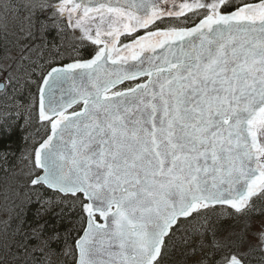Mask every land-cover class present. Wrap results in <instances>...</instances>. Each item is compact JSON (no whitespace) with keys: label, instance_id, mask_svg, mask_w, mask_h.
Masks as SVG:
<instances>
[{"label":"snow or ice","instance_id":"snow-or-ice-1","mask_svg":"<svg viewBox=\"0 0 264 264\" xmlns=\"http://www.w3.org/2000/svg\"><path fill=\"white\" fill-rule=\"evenodd\" d=\"M13 9L21 61L49 22L78 35L27 73L39 138L0 264H41L61 239L72 264H248L250 238L264 246V0H31L0 5V32ZM34 200L71 205L78 227H26Z\"/></svg>","mask_w":264,"mask_h":264},{"label":"trees","instance_id":"trees-1","mask_svg":"<svg viewBox=\"0 0 264 264\" xmlns=\"http://www.w3.org/2000/svg\"><path fill=\"white\" fill-rule=\"evenodd\" d=\"M31 0H0V5L4 4H23L29 3ZM40 2V0H36ZM14 9L7 16L8 32L7 34L0 32V65L4 60L13 58L16 52L21 55V45L16 42V36L13 34L19 25V20L15 17ZM22 16H27V12ZM44 17H41L43 19ZM5 21L4 15L0 12V27ZM25 22V27H26ZM77 42V37L71 31L65 33L60 30L59 25H52L49 22L46 30L43 32V38L37 39L34 42L33 50L25 54V57L39 58L42 65L46 67L47 63H58L54 59L58 50H63L73 43ZM19 62V61H18ZM18 73L12 76H19L21 83L16 86L14 91L0 89V125L10 124L12 126V134L10 136L0 135V153H2L5 144L10 145V152L7 160H0V234L5 228L4 221H8L12 228L16 227L17 221L11 219L15 216L12 208V201L18 204H24L26 201L25 193V163L23 157L28 154L31 145L38 139L36 122L29 116L19 114L14 107L15 103H24L27 106L30 102V92H35V85L31 79L27 77V73L33 71V67L29 68L23 63H19ZM35 70V77L38 78L40 72ZM42 71V68H41ZM27 79V83L25 80ZM29 111V110H28ZM45 130H39V136L44 135ZM8 196V200H5ZM47 199V197H45ZM44 208L48 210L45 212ZM63 209V212H61ZM27 215L24 217L28 225L35 227L44 225L45 232L51 234L54 230L61 233L69 229L78 227L76 223V210L71 205L61 204L49 206L45 204L41 207L35 200L27 206ZM60 213V215H56ZM225 227L232 223L230 220H223ZM11 231V229H9ZM75 236V231L72 232ZM250 244L253 251L250 252L248 264H264V246H261L259 241L250 238ZM52 252L43 258L41 264H72L71 258L65 253L67 252L63 240L51 242ZM39 255V254H37ZM177 256H172L167 264H175Z\"/></svg>","mask_w":264,"mask_h":264},{"label":"rangeland","instance_id":"rangeland-1","mask_svg":"<svg viewBox=\"0 0 264 264\" xmlns=\"http://www.w3.org/2000/svg\"><path fill=\"white\" fill-rule=\"evenodd\" d=\"M76 37L78 34H74ZM13 58L9 60H4L0 65V82L7 83L9 80L8 72L11 71L12 75H15L18 73L19 69V63H23L25 66H28L29 68L33 67L34 69H37V71L41 72V68L43 69L45 66L42 65V61L39 58H31V57H25L23 61L20 60L19 54L16 52ZM19 61V62H18ZM11 65V68L9 66ZM14 107L16 108L17 112L19 114H23L25 116H28V106L24 103H15ZM0 160H5L2 154H0ZM256 227L258 228L259 225L257 224Z\"/></svg>","mask_w":264,"mask_h":264},{"label":"water","instance_id":"water-1","mask_svg":"<svg viewBox=\"0 0 264 264\" xmlns=\"http://www.w3.org/2000/svg\"><path fill=\"white\" fill-rule=\"evenodd\" d=\"M1 90H3L2 88H0Z\"/></svg>","mask_w":264,"mask_h":264}]
</instances>
